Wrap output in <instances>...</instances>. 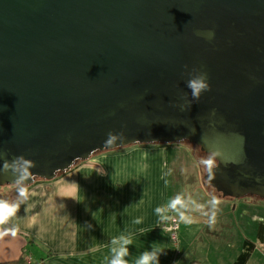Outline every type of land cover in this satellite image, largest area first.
Wrapping results in <instances>:
<instances>
[{
    "label": "water",
    "instance_id": "1",
    "mask_svg": "<svg viewBox=\"0 0 264 264\" xmlns=\"http://www.w3.org/2000/svg\"><path fill=\"white\" fill-rule=\"evenodd\" d=\"M185 141L264 200V0H0V187Z\"/></svg>",
    "mask_w": 264,
    "mask_h": 264
},
{
    "label": "crops",
    "instance_id": "2",
    "mask_svg": "<svg viewBox=\"0 0 264 264\" xmlns=\"http://www.w3.org/2000/svg\"><path fill=\"white\" fill-rule=\"evenodd\" d=\"M171 146L99 153L18 194L7 203L15 213L0 224V264L25 252L44 264H140L145 254L148 264H264V237L231 239L219 221H194L171 206ZM170 215L180 221L178 246L164 228Z\"/></svg>",
    "mask_w": 264,
    "mask_h": 264
},
{
    "label": "rangeland",
    "instance_id": "3",
    "mask_svg": "<svg viewBox=\"0 0 264 264\" xmlns=\"http://www.w3.org/2000/svg\"><path fill=\"white\" fill-rule=\"evenodd\" d=\"M171 147L177 149L175 153L170 154L169 162L171 172L169 190L172 207L185 209L191 216L187 218H194V221L201 220L204 216L219 221L216 227L223 229L231 239L250 235L264 237V200L254 196L240 199L222 197L204 178L207 169L216 165L213 156L202 152L200 147L186 141L172 144ZM16 188V185L0 187V202L8 203L16 200L19 194V192L15 193ZM176 215L178 216V213ZM234 219H236V225L232 228L228 222L231 223ZM222 221H225L224 226ZM180 232L181 230L179 241ZM196 250L200 251L197 243Z\"/></svg>",
    "mask_w": 264,
    "mask_h": 264
},
{
    "label": "clouds",
    "instance_id": "4",
    "mask_svg": "<svg viewBox=\"0 0 264 264\" xmlns=\"http://www.w3.org/2000/svg\"><path fill=\"white\" fill-rule=\"evenodd\" d=\"M190 88L193 90V94H198L202 89L207 88V85L204 84L202 81H191L189 84ZM111 143V141H109ZM7 167V165H5ZM21 196L25 195V189H21L20 193ZM16 211L15 207L9 206L7 203L0 202V224L5 223L9 217H11ZM15 234V233H13ZM3 235V233H0ZM149 256L145 254L140 261V264H148ZM112 264H124V262L120 259L114 260Z\"/></svg>",
    "mask_w": 264,
    "mask_h": 264
},
{
    "label": "built area",
    "instance_id": "5",
    "mask_svg": "<svg viewBox=\"0 0 264 264\" xmlns=\"http://www.w3.org/2000/svg\"><path fill=\"white\" fill-rule=\"evenodd\" d=\"M164 228L171 231L172 237L174 241H178V229H179V222L178 219L174 216H170L165 224ZM22 264H44L41 260H36L32 255L28 254Z\"/></svg>",
    "mask_w": 264,
    "mask_h": 264
},
{
    "label": "trees",
    "instance_id": "6",
    "mask_svg": "<svg viewBox=\"0 0 264 264\" xmlns=\"http://www.w3.org/2000/svg\"><path fill=\"white\" fill-rule=\"evenodd\" d=\"M77 166V165H76ZM75 166V167H76ZM75 167H73L70 171H72ZM70 171H68V172H70ZM68 172H66V173H68ZM66 173H62L61 175H64V174H66ZM39 183V182H38ZM25 188H30V187H25ZM25 188H23V189H25ZM171 216V215H170ZM170 216H168V218L170 217ZM167 218V217H166ZM28 254H27V252H25L24 254H23V256L21 257V259H19V260H17V261H13V262H8V263H1V264H22L23 263V261H24V259H25V257L27 256Z\"/></svg>",
    "mask_w": 264,
    "mask_h": 264
},
{
    "label": "flooded vegetation",
    "instance_id": "7",
    "mask_svg": "<svg viewBox=\"0 0 264 264\" xmlns=\"http://www.w3.org/2000/svg\"><path fill=\"white\" fill-rule=\"evenodd\" d=\"M38 183V182H37ZM16 187H17V185H16Z\"/></svg>",
    "mask_w": 264,
    "mask_h": 264
}]
</instances>
